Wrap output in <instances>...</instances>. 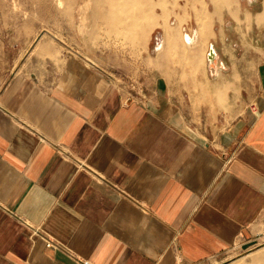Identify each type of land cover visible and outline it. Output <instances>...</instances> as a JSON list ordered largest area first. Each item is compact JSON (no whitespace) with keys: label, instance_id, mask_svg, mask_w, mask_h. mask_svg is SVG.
Listing matches in <instances>:
<instances>
[{"label":"crops","instance_id":"0c3cea01","mask_svg":"<svg viewBox=\"0 0 264 264\" xmlns=\"http://www.w3.org/2000/svg\"><path fill=\"white\" fill-rule=\"evenodd\" d=\"M252 42L187 92L160 75L132 93L78 56L15 74L0 92V264H227L261 244Z\"/></svg>","mask_w":264,"mask_h":264},{"label":"rangeland","instance_id":"374dc122","mask_svg":"<svg viewBox=\"0 0 264 264\" xmlns=\"http://www.w3.org/2000/svg\"><path fill=\"white\" fill-rule=\"evenodd\" d=\"M91 1L0 0V92L15 74L43 75L70 56L105 70L132 93L160 75L175 90L187 92L198 87L196 81L218 57L231 65L228 57L241 58L252 49V40L264 47V0H199L207 14L203 26L193 0H165L156 5L158 22L138 41L112 32L96 18V3ZM167 30L176 33L177 47L165 43ZM188 118L194 128L205 130L201 118ZM262 250L264 241L227 264H264V259L252 261Z\"/></svg>","mask_w":264,"mask_h":264},{"label":"bare ground","instance_id":"6f19581e","mask_svg":"<svg viewBox=\"0 0 264 264\" xmlns=\"http://www.w3.org/2000/svg\"><path fill=\"white\" fill-rule=\"evenodd\" d=\"M94 1L96 3L95 6L97 8L95 13L96 18L102 21L103 23H106L112 32L113 31L116 32L117 36L119 33H121L123 35H126V38L129 36L131 39H133V41L134 40L138 41L141 38L142 39L147 38L148 29H150L151 26L155 25L158 22L157 14H156V5L165 4L166 2L165 0H94ZM87 4L89 5V3ZM175 4L177 3L175 2ZM193 6L195 9H197L200 12L198 13V18L200 19L201 24L203 26V24L207 21V14L202 13L204 8L203 3H200L199 0H193ZM163 19L164 18L162 17V20ZM123 35L121 37H123ZM175 36L176 33L174 31L167 30V33H165L164 35L165 43L167 42L168 47H172L171 44H175L176 45L175 47H177L178 42L175 41ZM198 37H200L199 30H198ZM200 41L201 39H199V42ZM166 50H164L163 52H165ZM213 55L214 52L212 51L209 57L213 59ZM263 251L264 250L260 251L261 253L253 255L252 261L256 262L259 261V259H264Z\"/></svg>","mask_w":264,"mask_h":264},{"label":"built area","instance_id":"2783aa9c","mask_svg":"<svg viewBox=\"0 0 264 264\" xmlns=\"http://www.w3.org/2000/svg\"><path fill=\"white\" fill-rule=\"evenodd\" d=\"M187 42H188V41H187ZM47 245H48V246H51V245H52V242H48ZM83 263H84V264H93V263H92L91 261H89V260H84Z\"/></svg>","mask_w":264,"mask_h":264}]
</instances>
